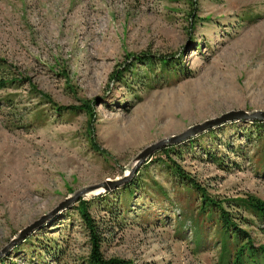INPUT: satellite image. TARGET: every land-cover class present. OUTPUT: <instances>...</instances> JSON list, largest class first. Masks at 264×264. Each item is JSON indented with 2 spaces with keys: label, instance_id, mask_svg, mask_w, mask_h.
<instances>
[{
  "label": "rangeland",
  "instance_id": "1",
  "mask_svg": "<svg viewBox=\"0 0 264 264\" xmlns=\"http://www.w3.org/2000/svg\"><path fill=\"white\" fill-rule=\"evenodd\" d=\"M0 58L19 79L0 86V264H86L79 199L104 254L134 264H235L207 196L264 244L246 202L264 200V118L251 117L167 143L132 184L82 193L14 240L78 190L129 174L148 145L264 110V0H0ZM240 263L264 255L246 248Z\"/></svg>",
  "mask_w": 264,
  "mask_h": 264
},
{
  "label": "trees",
  "instance_id": "2",
  "mask_svg": "<svg viewBox=\"0 0 264 264\" xmlns=\"http://www.w3.org/2000/svg\"><path fill=\"white\" fill-rule=\"evenodd\" d=\"M161 61L164 64L165 69L175 70V68L177 67L176 59L170 60V58L165 57L162 58ZM7 67L8 64L6 63V61L0 58V86L2 87L9 84L13 85V82L19 81V79L9 76L10 72L8 71ZM56 108L62 109L63 107L57 106ZM256 122L260 125H264L263 120H257ZM171 148L172 146H166L160 148V151L169 153ZM179 171L181 174L182 170ZM133 182L134 180L125 183V187L127 185L132 184ZM198 187L204 190L201 186L198 185ZM246 202L247 205L251 207L253 211L260 216L261 219L264 220V200L258 196L249 195V197L246 199ZM212 205L214 206L218 205V210L221 208V211H219V219L222 221V227L224 229L225 237L227 238V240L229 238V239H234L236 241V252H235L236 255L234 258L235 264H241L240 259L244 256V251L246 248L250 250L251 255L254 253L257 254L262 253L264 255V244H259V245L254 244L250 233L247 230L241 228V226H239L238 223L235 220H233L228 210H226L223 206L219 204V202H217L216 200H214L209 196L203 199L202 208L204 211L211 213L213 210ZM77 207L91 235V249L87 256L86 264H134L133 261L128 258H123L118 256L107 257L102 250L103 239L99 232L98 220L96 217L92 216L89 211L90 202L88 200L79 199ZM210 208H212L211 211H209ZM239 240L240 241L246 240V241L239 244ZM44 247L47 248V246Z\"/></svg>",
  "mask_w": 264,
  "mask_h": 264
},
{
  "label": "water",
  "instance_id": "3",
  "mask_svg": "<svg viewBox=\"0 0 264 264\" xmlns=\"http://www.w3.org/2000/svg\"><path fill=\"white\" fill-rule=\"evenodd\" d=\"M240 118V117H251V118H264V110H254L253 112H248L244 109L241 110H232L230 112H226L224 114H222L221 116H217V117H213L210 119L205 120L204 122L195 124L190 126L188 129L184 130L183 132L179 133V134H174L170 137H166L163 138L159 141H156L150 145H148L147 147H145L137 156L136 159V163L134 165V167H132V169L130 170L129 174H126L125 176L121 177V178H117V179H108L107 181H104L102 183H98V184H94V185H90V186H86L80 190H78L74 195L69 196L66 198V200L62 201L60 203V206H57L55 209H53L51 212L44 214L41 216L40 219L32 222L31 224L27 225L26 227H24L19 236L16 239H21L22 237H24L27 233H29L30 231H32L35 227L39 226L40 224H42L44 222V220L49 217L50 215H52L54 212L58 211L59 209L69 205L71 203V201L77 200L78 197L82 194L85 193L87 191L90 190H95V189H108L110 185L112 186H117L120 184H124L125 182H127V180L133 175V173L137 170V168L139 167V165L145 161L147 159V157L149 155H151L154 151L164 147L167 143L169 142H179L183 139H186L190 136H192L195 133H198L199 131L205 130L209 127H213L215 125H218L224 121L230 120V119H234V118ZM110 184V185H109ZM6 249V247H4L3 249L0 250V254Z\"/></svg>",
  "mask_w": 264,
  "mask_h": 264
},
{
  "label": "bare ground",
  "instance_id": "4",
  "mask_svg": "<svg viewBox=\"0 0 264 264\" xmlns=\"http://www.w3.org/2000/svg\"><path fill=\"white\" fill-rule=\"evenodd\" d=\"M97 190H102V189H97ZM97 190H96V191H97ZM92 192H95V191H92Z\"/></svg>",
  "mask_w": 264,
  "mask_h": 264
}]
</instances>
